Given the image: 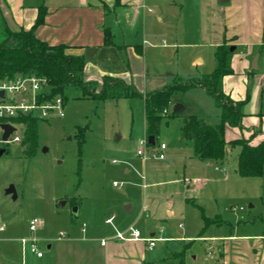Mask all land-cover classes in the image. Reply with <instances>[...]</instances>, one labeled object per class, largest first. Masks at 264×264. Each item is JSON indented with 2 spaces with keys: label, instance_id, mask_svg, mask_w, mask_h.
Here are the masks:
<instances>
[{
  "label": "rangeland",
  "instance_id": "1",
  "mask_svg": "<svg viewBox=\"0 0 264 264\" xmlns=\"http://www.w3.org/2000/svg\"><path fill=\"white\" fill-rule=\"evenodd\" d=\"M190 48H179L183 65L190 60ZM243 50L239 47L236 54ZM199 56H205L204 67L214 68L209 50ZM238 64L240 69L241 62ZM245 75L253 95L259 89L261 94L255 101L261 107L263 104L264 110L263 66L255 74ZM81 95V90L69 87L64 116L38 118L33 154L27 155L21 142L4 145L6 151L0 155V221L5 230L0 232V257L23 264L18 239L32 236L29 221L34 217L40 220L35 236L42 251L50 255L55 251V256L68 255V247L77 243L70 238L81 233V221L88 230L103 233L115 229L120 221L142 232L154 230L161 236L178 237L199 234L205 225L204 213L209 217L219 214L226 220L228 226L220 227L223 232L226 227L240 233L264 232V169L259 176H241L237 171L238 147H233L218 166L198 161L192 156V143L181 139L180 125L189 114L213 118L219 112L215 98L207 91L189 88L172 97L157 134V142L167 145L165 159L137 153L145 136L139 97L128 96L121 88L110 91L104 100ZM175 100L186 105L179 116L172 115ZM16 132L22 133L21 124L16 125ZM147 148L156 150L157 146ZM185 177H199L202 182L189 185ZM115 181L122 186H115ZM10 185L16 189V198L6 193ZM113 213L117 216L114 226L105 224L104 218ZM48 243L59 245V250L49 249ZM186 243L159 241L148 255L161 261L164 255H175V260H185L182 264H211L220 256L216 246L207 247L209 242ZM26 251L30 257L29 247Z\"/></svg>",
  "mask_w": 264,
  "mask_h": 264
},
{
  "label": "crops",
  "instance_id": "2",
  "mask_svg": "<svg viewBox=\"0 0 264 264\" xmlns=\"http://www.w3.org/2000/svg\"><path fill=\"white\" fill-rule=\"evenodd\" d=\"M40 9L44 10L45 16L44 21L35 28L36 35L51 45H67L66 51L69 54L81 55L84 59V79L95 82L97 91L102 87L104 77L108 76L122 80L125 85L134 87L140 93L133 96L142 100L145 128L143 138L147 140L149 136L146 134L144 95L188 79L204 80L216 66L217 49L222 45L229 48L233 46L230 50L232 71L222 77L220 85L223 93L232 101L243 102L241 124L225 126L227 145L226 157L222 163L215 164L201 159L193 152V148L192 156L198 161L218 166L227 160L233 147H238L239 155L241 147L231 144V141L245 139L249 144L255 145L264 138L263 104L261 107V103L255 101L261 93L256 89L253 95L249 78L245 75H253L260 67L264 68V0H0V23L14 31L30 29L37 21ZM181 47H191L190 60L184 65L180 63L178 56ZM239 47L245 50L240 51L238 56L236 50ZM208 50L215 64L212 69L204 67L205 56H199L207 54ZM256 54H259L258 68L253 69L252 60ZM238 62H241L240 69ZM261 80L260 78L259 84ZM191 88L208 92L201 84ZM175 101L174 106L179 104L178 108L183 105L185 108L184 103ZM64 104L63 98V107ZM189 115H197L210 123H217L221 117V109L213 118L200 116L197 112ZM182 125L183 121L180 130ZM181 139L187 138L181 134ZM160 143L156 142L155 145L158 147ZM166 149L167 145L163 150L165 157ZM5 151L6 149L3 152ZM183 180L189 185L202 182L199 177H185ZM111 216L113 223L106 222L108 216L104 218V223L114 226L117 216L114 213L109 217ZM205 217L211 222H205L199 234L194 232L178 237H165L156 234L154 230H148L149 234L141 231L142 237L162 238L151 248L143 239L117 238V230L125 231L130 226L126 227L120 221L109 233L88 230L86 223L81 221V233L73 235L72 230L73 236L70 239L78 241L68 247V255L55 256V251L54 255L43 251V256L38 257L30 250L29 244L21 243L20 237L18 241L21 245L22 263L182 264L185 260H175V255H164L161 261L150 257L148 251L154 249L159 241L177 240L188 244L199 240L209 242L207 247L216 246L220 252L219 258L210 261L211 264H264V232L240 233L228 227L223 232L220 227L228 225L219 214L209 217L203 213L204 221ZM212 226L215 227L211 229ZM218 230L223 233H217ZM57 246L59 245L55 247L52 243L47 244L49 249L55 247L56 251L59 250ZM26 247H29L32 254L30 257H27ZM0 264L13 263L0 257Z\"/></svg>",
  "mask_w": 264,
  "mask_h": 264
},
{
  "label": "trees",
  "instance_id": "3",
  "mask_svg": "<svg viewBox=\"0 0 264 264\" xmlns=\"http://www.w3.org/2000/svg\"><path fill=\"white\" fill-rule=\"evenodd\" d=\"M45 12L40 13L35 25L30 29L11 30L0 23V79L13 78L19 73L35 75L47 80L50 87L48 97L61 95L65 99V91L69 87L81 90L80 97H91L104 100L113 89L121 88L128 96L140 94L134 87L125 85L120 79L104 77L102 87L97 91L95 82L84 79V59L81 55L69 54L65 44L51 45L41 40L35 32L37 25L44 21ZM230 48L222 45L215 53L216 66L204 80L188 79L186 82L172 84L162 90L144 95L146 134L153 135L154 146L163 117L169 113L172 97L195 85H203L215 98L221 108L219 122L210 123L197 115L184 118L181 127L183 137L189 139L193 152L201 159L213 163H222L226 157L225 126L241 124L243 102H234L223 93L220 81L225 74L232 71L230 66ZM184 105L172 111L179 116ZM22 124V140L24 152L31 155L37 148L38 118L32 115H21L11 119ZM80 135L83 131L80 130ZM82 141L80 142V146ZM231 144L241 147L238 155V173L241 176H259L264 169V138L255 145L248 140L235 139ZM4 153V152H3ZM208 224L211 220L205 217Z\"/></svg>",
  "mask_w": 264,
  "mask_h": 264
},
{
  "label": "built area",
  "instance_id": "4",
  "mask_svg": "<svg viewBox=\"0 0 264 264\" xmlns=\"http://www.w3.org/2000/svg\"><path fill=\"white\" fill-rule=\"evenodd\" d=\"M1 90L3 94H0V150H5L4 145L21 142L22 140L21 133L18 134L16 132V125L20 123L12 121V118L28 114L37 118H50L64 115L63 97L61 95L48 97L50 87L47 80L43 77L19 73L11 79H0V91ZM3 123H10L15 127L14 131L8 135L7 139L3 138L4 129L1 126ZM147 147V138L141 139L137 149L138 155L147 157L150 153L152 156H156L160 159L165 157L163 151L166 148L165 143H160L156 150H148ZM114 185L121 187L122 183L115 181ZM112 221L113 216L106 219L107 223L112 224ZM39 223L40 220L38 218H32L29 221V229L32 232V236L29 238L22 237L20 241L22 244H29L30 250L38 257H41L44 252L40 248L39 239L35 236ZM84 225L85 224H83L82 227L83 230ZM4 229L5 225L0 221V232ZM116 237L119 239L131 240L143 239L148 242L150 248L156 244L157 240L162 239L159 237H142L141 230L133 225L129 226L125 231L117 230Z\"/></svg>",
  "mask_w": 264,
  "mask_h": 264
},
{
  "label": "water",
  "instance_id": "5",
  "mask_svg": "<svg viewBox=\"0 0 264 264\" xmlns=\"http://www.w3.org/2000/svg\"><path fill=\"white\" fill-rule=\"evenodd\" d=\"M221 1H224V0H221ZM233 48L234 47L231 46L230 47V50H232ZM258 56H259V54H256L254 56L253 60H252V68L253 69H257L258 68ZM0 94L1 95L3 94V91L2 90L0 91ZM178 105L179 104H176L174 106V110H176L178 108ZM1 126L4 129L3 138L4 139H7L8 138V135L14 131L15 127L13 125H11L10 123H3V124H1ZM148 142L151 143V144H154V137H153V135H150L148 137ZM3 151H4V149L0 150V155L3 154ZM6 193H12L13 198H16L17 197V193H16V189H15L14 185H10L7 188V190H6ZM76 210H77V207L74 208V211H76Z\"/></svg>",
  "mask_w": 264,
  "mask_h": 264
}]
</instances>
